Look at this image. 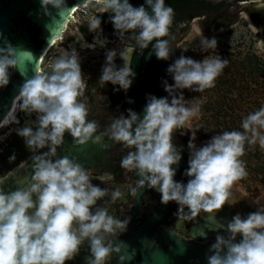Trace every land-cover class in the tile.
I'll use <instances>...</instances> for the list:
<instances>
[{
  "label": "clouds",
  "instance_id": "9594fccd",
  "mask_svg": "<svg viewBox=\"0 0 264 264\" xmlns=\"http://www.w3.org/2000/svg\"><path fill=\"white\" fill-rule=\"evenodd\" d=\"M99 13H111L109 20L118 38L135 41L141 49L147 48L155 39L152 48L158 60L167 61L172 52L170 41L161 39L169 36L173 23L174 9L165 0H144V5L134 7L129 0H87ZM43 13L51 16L49 6L62 15L68 12L66 0H40ZM88 31L102 33L101 18L93 16ZM174 39V37L172 38ZM264 51V41H262ZM107 38L93 37L92 43L82 47L104 48ZM217 47L215 37L208 39L201 34L200 50L207 52ZM187 51V48L183 49ZM115 49L105 51V63L101 68L99 84L110 82L125 92L132 84L135 73L131 64L124 61L117 67ZM16 49L5 41L0 47V87L9 83L10 67L17 66ZM227 59L216 55L194 60L183 54L166 69L174 81L163 83L168 94L157 97L149 94L140 116L132 109L127 116L121 114L108 127L109 137L126 148L132 149L120 159V167L135 172L140 178L137 195L147 186L160 193V201L167 204L175 201L177 216L187 209V221L202 211L212 213L220 210L231 200L234 183L248 173L244 162L245 143L264 148V107L249 113L241 123L243 131H222L197 147L196 130L185 125L200 114L199 104L188 106L183 91L203 92L215 86L216 78L226 68ZM50 71L34 72L20 87L11 107L0 120V128L19 124L17 112L36 120L15 129L27 149L34 154L31 159L32 174L22 187L5 193L0 186V264H65L79 254L85 241L88 242L89 258L86 264H108L113 253L120 247L114 237L127 229L128 219L119 220L108 214V209L97 206L104 197L116 200L122 197L119 190L109 193L108 189L92 183V173L82 167L75 158L57 157V148L64 142L68 132L75 145L89 140L99 143L101 137L95 120H87L89 107L80 98L85 95L86 80L82 78L81 60L78 52L64 50L55 58ZM129 102H131L129 100ZM189 129L188 167L184 175L186 184L174 180L176 168L181 160V150L173 143V133ZM11 131V130H10ZM184 133L181 132V135ZM8 134L0 136L4 140ZM47 148V151L39 150ZM39 153V154H37ZM55 158V159H53ZM15 159V153L9 161ZM227 235H217L210 245L207 264H264V209L250 212L246 217L235 214L226 225ZM237 234L241 239L237 242ZM119 259L123 261L124 257Z\"/></svg>",
  "mask_w": 264,
  "mask_h": 264
},
{
  "label": "flooded vegetation",
  "instance_id": "af4514ba",
  "mask_svg": "<svg viewBox=\"0 0 264 264\" xmlns=\"http://www.w3.org/2000/svg\"><path fill=\"white\" fill-rule=\"evenodd\" d=\"M250 1L252 0H165L166 5L172 7L175 13L173 23L169 28V36L161 38L169 40L170 46H172V52L167 61L158 60L155 57L152 48L155 39L150 42L147 48L141 49L127 35L124 38H118L109 20L112 14L99 13L98 6L93 7L86 3L75 8L72 12L73 19L67 20L65 30L52 43L43 56L39 72L50 71L53 60L64 50L70 51L75 48L80 56L82 78L86 80L85 95L80 99L89 107L90 113L87 120H95L97 131L94 135L100 136L101 141L99 143H92L89 140L75 152L72 151L70 159L75 158L76 162L92 173V183L94 185L108 189L109 193L117 190L123 193L121 198L114 201L110 200L107 196L97 201V206L108 209L109 215L119 220L128 219L126 231L117 237L125 235L130 227L137 228L148 217L156 214V217L159 219V225L166 226L186 238L194 239V227H197L203 218L217 215L224 211L232 217L239 213L243 218L250 212L263 209L257 206L245 194L231 190L230 199L236 200V203H225L220 210L213 211L212 213L202 211L190 221L184 218L188 215L186 209L178 218L177 203L170 201L166 205L162 204L160 193L155 189H149L145 186L140 189L137 195L132 194L131 189L138 188L137 181L140 177L134 171H126L120 167L121 157L127 155L132 149L126 148L122 143L112 140L107 131L109 125L116 117L121 114L127 116L128 109H132L140 116H143V109L149 94L155 95L158 98L168 95L164 91L163 83L166 80L168 84H173L174 81L166 69L180 55H184L185 51L183 49L186 48L185 41L193 26L204 33H209L211 30L217 31L222 27L225 28L224 26L228 24V19H219L217 22H214L213 19L222 17L226 12L234 11L239 6V3H248ZM93 3H95V0H93ZM95 15L100 16L102 21L101 34H99V30L96 33L88 31L87 21ZM198 18L199 21H196ZM241 19L252 27L245 16H242ZM255 30L258 33L260 44V31ZM95 35H98L100 39L103 37L107 38L108 43L104 48L96 47L95 49H90L82 47V44L85 42L92 43ZM173 37L174 39H172ZM108 49L116 50L117 56L114 62L117 67L123 65V60L120 57V54L123 53L124 61L131 64L132 71L135 73V76L132 78V84L126 92L124 90H114L119 89V86L112 85L110 82L104 85L99 84L101 68L105 63V51ZM182 91L185 97V89ZM17 118L20 123L13 125H16L18 128L26 124H31L35 128V124L33 123L36 120L35 113L28 116L24 112H17ZM185 126L191 128V124L188 122ZM191 131L189 129H180L173 133V143L181 150L182 157L178 166H172L176 168L174 180L184 184L189 179V177L184 175V171L188 167L189 149L187 145ZM181 132L184 134L181 135ZM64 137L73 142L68 132H65ZM45 149L47 150V148ZM60 150L61 146L57 148V154L60 153ZM32 154L33 152L30 155ZM6 172L0 176L6 174ZM24 174L29 175L28 170L21 171L20 177ZM117 237L111 239L114 240ZM240 239L241 236L237 235V242ZM87 258H89V249L88 242L85 241L79 254L73 260L66 261L65 264H86ZM108 264H112V257Z\"/></svg>",
  "mask_w": 264,
  "mask_h": 264
},
{
  "label": "water",
  "instance_id": "95a60500",
  "mask_svg": "<svg viewBox=\"0 0 264 264\" xmlns=\"http://www.w3.org/2000/svg\"><path fill=\"white\" fill-rule=\"evenodd\" d=\"M87 0H66L68 12L62 15L49 6L52 15L43 13L40 0H0V47L5 41L16 49L17 66L10 67L9 83L0 87V120L11 107L13 98L18 94L23 83L30 79L34 72L39 71L41 60L52 43L62 34L68 19H73L72 12L76 7L84 5ZM134 7L144 5L151 11L144 0H129ZM245 16L251 26L260 31L264 41V0H252L239 3L232 12H226L222 17L213 19H228L225 28L237 23ZM213 18V17H210ZM199 21V18L196 20ZM215 32L211 30L209 33ZM81 145H75L65 139L57 157H71ZM47 151L46 149L39 150ZM34 154V153H33ZM32 154V155H33ZM39 154V153H37ZM32 155L0 176V186L5 193L22 187L31 178ZM53 158V159H55ZM28 170L29 175L20 177L21 171ZM154 214L148 217L137 228L130 227L125 235L113 240L120 247L119 253L112 254V264H207V255L215 237L227 235L226 225L232 216L225 211L217 215L203 218L194 227V239L186 238L172 229L159 225V219ZM239 235V234H237ZM120 256L124 259L121 261Z\"/></svg>",
  "mask_w": 264,
  "mask_h": 264
},
{
  "label": "rangeland",
  "instance_id": "374dc122",
  "mask_svg": "<svg viewBox=\"0 0 264 264\" xmlns=\"http://www.w3.org/2000/svg\"><path fill=\"white\" fill-rule=\"evenodd\" d=\"M201 34L208 39L215 37L217 47L201 52ZM185 42L186 57L202 60L206 56L213 58L218 55L228 60L226 68L216 78L214 87L200 93L185 89L188 106H200L199 116L188 122L192 129H197L195 144L197 147L202 146L212 135L222 131L242 132V120L249 113L264 107V73H259L255 64V56L264 60V52L257 31L242 19L213 33H204L193 26ZM16 128V125L0 128V136L8 134L0 141V175L32 153L16 134ZM13 153L15 159L10 162L9 157ZM240 159L248 175L236 181L231 190L245 194L264 209V148L260 147L258 141L256 144L246 142L244 155Z\"/></svg>",
  "mask_w": 264,
  "mask_h": 264
},
{
  "label": "trees",
  "instance_id": "16d2710c",
  "mask_svg": "<svg viewBox=\"0 0 264 264\" xmlns=\"http://www.w3.org/2000/svg\"><path fill=\"white\" fill-rule=\"evenodd\" d=\"M255 59H257V61H256V66L259 68V70H258V72L259 73H264V60H262V59H259L257 56H255ZM254 69L252 68V71H253Z\"/></svg>",
  "mask_w": 264,
  "mask_h": 264
}]
</instances>
